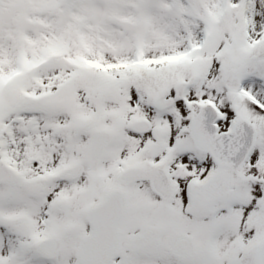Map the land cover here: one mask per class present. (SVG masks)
<instances>
[{"label": "snow or ice", "instance_id": "1", "mask_svg": "<svg viewBox=\"0 0 264 264\" xmlns=\"http://www.w3.org/2000/svg\"><path fill=\"white\" fill-rule=\"evenodd\" d=\"M0 264H264V0H0Z\"/></svg>", "mask_w": 264, "mask_h": 264}]
</instances>
